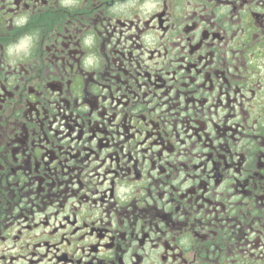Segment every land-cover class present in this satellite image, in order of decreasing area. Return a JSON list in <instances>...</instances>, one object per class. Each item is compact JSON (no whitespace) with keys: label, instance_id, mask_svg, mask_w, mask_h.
<instances>
[{"label":"flooded vegetation","instance_id":"obj_1","mask_svg":"<svg viewBox=\"0 0 264 264\" xmlns=\"http://www.w3.org/2000/svg\"><path fill=\"white\" fill-rule=\"evenodd\" d=\"M0 264H264V0H0Z\"/></svg>","mask_w":264,"mask_h":264},{"label":"clouds","instance_id":"obj_2","mask_svg":"<svg viewBox=\"0 0 264 264\" xmlns=\"http://www.w3.org/2000/svg\"><path fill=\"white\" fill-rule=\"evenodd\" d=\"M27 16H23L19 21H17L18 25H22L27 23ZM32 35H25L22 37L17 43L10 45L7 49V55L9 57H19L21 54L28 55L31 51L32 43H33ZM93 41V37L89 36L86 38V43L91 44ZM89 66H91V60L87 62Z\"/></svg>","mask_w":264,"mask_h":264}]
</instances>
